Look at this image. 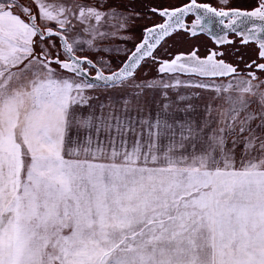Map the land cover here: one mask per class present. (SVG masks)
I'll return each mask as SVG.
<instances>
[{"label":"snow or ice","instance_id":"1","mask_svg":"<svg viewBox=\"0 0 264 264\" xmlns=\"http://www.w3.org/2000/svg\"><path fill=\"white\" fill-rule=\"evenodd\" d=\"M0 264H264V0H0Z\"/></svg>","mask_w":264,"mask_h":264}]
</instances>
